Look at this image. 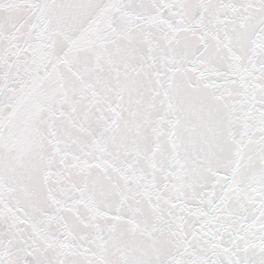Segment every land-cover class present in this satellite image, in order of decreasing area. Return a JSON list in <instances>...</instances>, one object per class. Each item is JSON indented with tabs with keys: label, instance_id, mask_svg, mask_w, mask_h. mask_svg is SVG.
Here are the masks:
<instances>
[{
	"label": "snow or ice",
	"instance_id": "obj_1",
	"mask_svg": "<svg viewBox=\"0 0 264 264\" xmlns=\"http://www.w3.org/2000/svg\"><path fill=\"white\" fill-rule=\"evenodd\" d=\"M0 264H264V0H0Z\"/></svg>",
	"mask_w": 264,
	"mask_h": 264
}]
</instances>
